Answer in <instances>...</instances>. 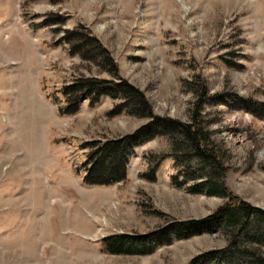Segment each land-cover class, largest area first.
Listing matches in <instances>:
<instances>
[{
	"label": "rangeland",
	"instance_id": "1",
	"mask_svg": "<svg viewBox=\"0 0 264 264\" xmlns=\"http://www.w3.org/2000/svg\"><path fill=\"white\" fill-rule=\"evenodd\" d=\"M124 84L151 111L123 107ZM195 113L217 172L156 130L124 181L83 183L95 145ZM207 179L264 210V0H0V264H232L219 225L175 236L225 201L194 192Z\"/></svg>",
	"mask_w": 264,
	"mask_h": 264
},
{
	"label": "trees",
	"instance_id": "2",
	"mask_svg": "<svg viewBox=\"0 0 264 264\" xmlns=\"http://www.w3.org/2000/svg\"><path fill=\"white\" fill-rule=\"evenodd\" d=\"M86 84L87 85L83 87V91L86 92L88 97L98 99L100 96L110 94V90L101 93L96 89L97 86L94 84V81H88ZM117 87V92H122L125 96L126 103L123 107L130 106L132 112H136V108H141L140 111L143 112H146L147 108L151 111V107L147 106L143 96L140 95L137 90L125 84L118 85ZM144 115L151 118L153 114L148 113ZM153 120L154 121L148 123L132 135H125L122 138L103 143L101 142L95 145L94 147H96V149H91V151L87 153V160L85 163L86 173L83 177V183L88 186H107L124 181L127 177L129 156L134 154L137 146L150 139L156 130L180 132V135L184 138V141L181 142L186 144L189 151L195 155V158L203 162L202 164L207 162L210 165V172H217L219 169L217 166V155L213 150L210 152L206 149L210 137L204 127L198 125L196 113L190 124H182L179 121L165 118H156ZM193 190L195 193L205 192L209 195L221 196L225 201L212 216L205 220L190 221L174 225L175 236L178 238H187L193 232L201 234L204 227L209 228L212 224H216L223 227L229 237H231V244L227 252L233 260L232 264H241L239 262L240 258H234L235 255L251 259V261L249 260V263L246 264H264V258L260 256L257 249L249 248V252L240 253L241 248H239L241 243H246L245 247L249 246L248 244L251 243L264 246V228L256 231L249 229L252 223L249 221L250 218H252L253 221H257V225H264V210L252 207L243 202L241 199L232 195L227 188L209 179H207L205 183L198 182ZM157 234L160 233L157 232ZM164 234H167L166 230H164ZM153 239V237L149 236L148 245H145L144 249L141 250L142 254L150 252L152 249L151 246L153 245L151 241ZM130 245L131 242H128V246ZM107 249L111 253L122 254L130 251L131 247H126L125 249L123 239L118 237L114 239L111 244H108Z\"/></svg>",
	"mask_w": 264,
	"mask_h": 264
},
{
	"label": "bare ground",
	"instance_id": "3",
	"mask_svg": "<svg viewBox=\"0 0 264 264\" xmlns=\"http://www.w3.org/2000/svg\"><path fill=\"white\" fill-rule=\"evenodd\" d=\"M65 264V263H64Z\"/></svg>",
	"mask_w": 264,
	"mask_h": 264
}]
</instances>
